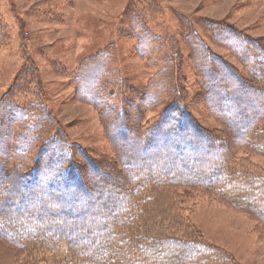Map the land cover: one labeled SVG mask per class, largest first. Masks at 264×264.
<instances>
[{"label":"trees","instance_id":"16d2710c","mask_svg":"<svg viewBox=\"0 0 264 264\" xmlns=\"http://www.w3.org/2000/svg\"><path fill=\"white\" fill-rule=\"evenodd\" d=\"M139 19L127 13L123 34L161 67L146 87L115 76L109 49L72 75L74 97L98 111L112 158L71 141L39 93L19 103L28 85L39 88L29 67L1 97L0 264H48L59 251L52 264H238L182 216L181 194L215 199L264 228V170L249 161L264 156V37L205 20L207 38L239 70L184 24L179 41L200 90L188 100L213 118V132L191 113L178 39L152 34Z\"/></svg>","mask_w":264,"mask_h":264},{"label":"rangeland","instance_id":"374dc122","mask_svg":"<svg viewBox=\"0 0 264 264\" xmlns=\"http://www.w3.org/2000/svg\"><path fill=\"white\" fill-rule=\"evenodd\" d=\"M131 11L152 34L178 39L185 96L193 102L200 90L188 52L179 41L184 24L239 70L238 61L207 38L205 20L225 21L250 36L264 37V0H0V99L29 67L39 88L28 85L27 92L18 96L19 103H29L39 93L71 141L97 159L112 158L98 111L74 97L71 81L84 59L104 49L115 53V76L136 90L159 73V65L136 53V39L123 34L126 14ZM189 100L198 123L217 132L219 127L204 107ZM160 110L147 111V118ZM249 161L264 170V156ZM191 195L181 194V214L205 240L226 249L238 264H264V228L258 230L247 215L215 199ZM62 258L56 252L48 264Z\"/></svg>","mask_w":264,"mask_h":264}]
</instances>
